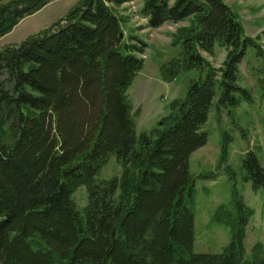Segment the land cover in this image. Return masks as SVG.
<instances>
[{"label": "trees", "instance_id": "1", "mask_svg": "<svg viewBox=\"0 0 264 264\" xmlns=\"http://www.w3.org/2000/svg\"><path fill=\"white\" fill-rule=\"evenodd\" d=\"M51 1L0 3V38ZM132 1L81 0L50 28L0 50V264H264L257 246L243 258L251 211L238 200L213 215L229 228L226 248L191 251L188 157L206 142L200 128L216 90V107L247 100L237 67L252 42L221 0H144L146 29L192 18L177 41L180 59L161 67L166 79L201 68L199 52L229 51L219 81L212 71L191 81L155 134L136 133L125 90L146 44L122 43L112 12ZM259 84L264 90V77ZM110 156L119 177L99 181ZM242 168L264 193V168L252 152ZM79 185L80 211L71 197Z\"/></svg>", "mask_w": 264, "mask_h": 264}, {"label": "rangeland", "instance_id": "2", "mask_svg": "<svg viewBox=\"0 0 264 264\" xmlns=\"http://www.w3.org/2000/svg\"><path fill=\"white\" fill-rule=\"evenodd\" d=\"M8 0H0L5 3ZM233 13L242 29V36L253 46L246 49L238 64L236 84L245 89L247 100L234 107H216L217 90L207 118L200 128L206 142L188 157L189 174L193 185L192 253L216 254L229 243V228L214 220L218 208L228 210L235 200L241 201L251 215L244 228L243 258L250 260L252 249L264 250V193L245 180L243 158L250 151L264 168V90L259 81L264 77V0H221ZM81 0H53L36 13L20 20L10 32L0 38V50L16 47L23 39L50 28ZM144 0H134L113 8L119 21L121 41L139 47L146 44L141 55L142 68L133 78L125 95L130 104V116L136 133L155 134L162 121L170 117L185 96L191 81L203 79L210 71L219 81L229 49L214 46L210 54L199 52L203 59L199 69H180L175 78L166 79L161 67L181 56L179 38L192 23L188 18L179 23H164L156 29H146L140 16ZM134 40H130V38ZM119 52L124 54L123 47ZM224 147L222 156L221 147ZM120 165L110 156L100 168L96 179L107 181L119 177ZM72 200L77 210L86 205L84 186H76Z\"/></svg>", "mask_w": 264, "mask_h": 264}, {"label": "water", "instance_id": "3", "mask_svg": "<svg viewBox=\"0 0 264 264\" xmlns=\"http://www.w3.org/2000/svg\"><path fill=\"white\" fill-rule=\"evenodd\" d=\"M121 36H122V34L120 33V34H119V38H121Z\"/></svg>", "mask_w": 264, "mask_h": 264}]
</instances>
